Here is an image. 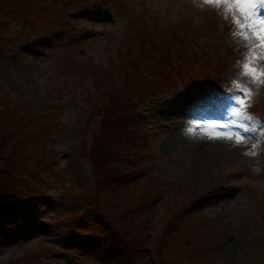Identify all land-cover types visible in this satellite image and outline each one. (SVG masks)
<instances>
[{"label": "rangeland", "instance_id": "1", "mask_svg": "<svg viewBox=\"0 0 264 264\" xmlns=\"http://www.w3.org/2000/svg\"><path fill=\"white\" fill-rule=\"evenodd\" d=\"M122 1L128 7L121 0H0V130L8 116L21 132L13 154L22 197L8 207L0 201V264H27L30 254L42 264L129 263L77 198L94 189L78 141L94 129L102 100L134 86L140 70L157 90L134 110L142 152L135 174L117 182L133 197L149 192L137 217L153 215L148 242L155 244L180 203L171 242L180 253L194 247L192 264H264V148L246 156L247 145L206 134L230 131L220 127L231 119L237 78L229 62L242 51L230 24L215 5L194 0ZM166 43L183 53L175 66L160 51L168 53ZM178 62L196 84L162 88ZM257 91L251 112L264 120V88Z\"/></svg>", "mask_w": 264, "mask_h": 264}, {"label": "trees", "instance_id": "2", "mask_svg": "<svg viewBox=\"0 0 264 264\" xmlns=\"http://www.w3.org/2000/svg\"><path fill=\"white\" fill-rule=\"evenodd\" d=\"M0 8H3L0 5ZM12 12V11H10ZM166 43L165 46H167ZM191 45V42L188 43ZM196 52V51H194ZM191 55V53L189 54ZM166 60L176 64V58L168 54ZM179 67H169L167 72L169 79H165L160 86L167 88L177 84L195 83L190 80L187 73L188 65ZM137 70H140L138 67ZM177 72L175 75L174 73ZM140 79L132 87H126L124 91H119L118 87L111 95H107L100 103L95 116V127L90 131L89 139L79 148L81 157H83L91 167L93 173L94 189L87 191V186L77 197L79 201L95 211L100 225L99 233L110 238L111 245L122 246L129 259V264H152L150 257L154 254L157 264H189L194 255V247H188L184 253L178 257L175 256V248L170 245L168 237L172 234L173 221L176 211L173 208L169 211V219L164 226L160 237H155V244L148 242L147 236L150 234V225L152 214L145 215L143 219L138 220L137 205L145 200V194L140 193L133 197L127 190L117 182L122 174L119 172L121 165H127L133 158H138L139 154L134 152L129 154L121 144H117L104 137V130L111 128L120 133H127L130 125V111H132L142 99L156 91L157 87L151 81L152 75L146 71H139ZM174 76V79L172 78ZM202 81V80H201ZM203 82V81H202ZM121 92V93H120ZM5 106H3L4 108ZM122 111V115L119 112ZM23 119L22 114L14 113ZM13 114V116H14ZM25 119V118H24ZM8 122L0 130V201L7 203L6 207L11 206L17 197V185L14 163V149L21 142L20 130L13 127L14 120L10 123V117L3 119ZM0 123L2 124L3 121ZM53 124V123H52ZM11 128V129H10ZM18 135L15 139L13 136ZM129 144V142H127ZM16 145V146H15ZM16 150V149H15ZM121 182V181H120ZM85 185V184H84ZM3 209H6L3 206ZM175 230V228H174ZM38 259L37 254H31L26 258L27 264H34Z\"/></svg>", "mask_w": 264, "mask_h": 264}, {"label": "snow or ice", "instance_id": "3", "mask_svg": "<svg viewBox=\"0 0 264 264\" xmlns=\"http://www.w3.org/2000/svg\"><path fill=\"white\" fill-rule=\"evenodd\" d=\"M203 5H215L217 11L230 24L231 35L241 51L237 61L232 87L229 89L232 104L226 115L231 119L220 125L229 128L228 132L209 131V139L234 140L236 144L247 145L243 155H259L264 148V120L251 112L258 94L264 88V0H194ZM259 49V52L257 51ZM253 85L256 87L254 88ZM204 103L197 101L190 109L196 111ZM216 125H213L215 128ZM254 171H259L254 169Z\"/></svg>", "mask_w": 264, "mask_h": 264}]
</instances>
